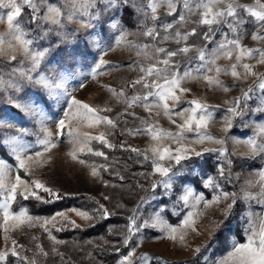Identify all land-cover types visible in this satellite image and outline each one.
I'll return each instance as SVG.
<instances>
[{
	"label": "snow or ice",
	"instance_id": "obj_1",
	"mask_svg": "<svg viewBox=\"0 0 264 264\" xmlns=\"http://www.w3.org/2000/svg\"><path fill=\"white\" fill-rule=\"evenodd\" d=\"M129 23L134 27H129ZM0 25H5V30L0 32V94L7 97L8 104L34 120L43 133V138L36 142L41 150L33 155L27 153L36 145L20 140L21 135L30 134L28 128H19L18 135L0 139V147L10 151L15 160L13 169L4 156H0V213L5 241L4 248L0 249V264H7L9 256L19 264H44V260L38 258L49 256V251L40 244L35 250L18 244L9 236L11 231L24 226L42 228L53 242L51 252L63 260L65 254L57 246L66 241L57 239L53 230L80 227L64 211L51 217H38L31 215L26 208L12 210L18 197L43 203L62 199L59 192L41 180L22 179L19 174L22 169L29 176L34 175L33 163L42 166L38 158L58 147L48 124L56 116L54 109L57 105L62 116L53 122L58 129L57 135L66 136L72 145L67 155L80 164H86L79 157L82 153H91L107 161L104 151L92 149L93 141L108 149L119 147L131 151L141 158L137 163L151 166L150 172L136 175L149 180V189L153 191L161 187L171 191L175 178L182 175L188 161L194 157L203 158L205 153H218L216 175L203 179V186L213 193L212 199H206L191 187H185L179 197L178 203L197 209L187 214L183 227L195 223L193 216L201 214L198 211L200 205L205 208L223 205L221 218L213 221L214 228H227L231 218L238 216L246 221L245 242L234 243L232 250L222 258L212 260L204 256L205 264H264V210L252 211L254 204L264 209V167L250 173L253 178L246 179L239 191H227L224 187L239 179V174L233 173L236 152L229 151V140L235 146H243L245 151L240 153L241 157L264 160V72L257 70L264 66V0H252L251 3L242 0H0ZM113 37L114 43L101 47L102 40H112ZM248 37L259 46L245 44ZM90 42L101 47L103 56L116 50H128L136 57L127 65L128 71L138 74L134 79L126 81L119 89L105 86L113 98L124 105L115 117L101 115L102 112H112L111 107H92L75 98L73 92L76 89L69 90V67L74 68L75 63L66 67L62 62H55L58 67H53L54 59H50L54 52H65L73 60L77 55L87 56L91 54L88 50ZM169 44L176 47L169 48ZM222 60L227 63L221 64ZM108 64L101 57L91 72L92 78L95 79L98 71ZM112 68L119 70L121 65H112ZM222 76L231 77L233 84H226ZM249 80L252 83L249 84ZM193 82H202L209 90L225 94L239 87L240 94L224 100L223 105H210L195 96L187 100L185 94L190 93L191 88L185 85ZM136 108L142 109L146 116L138 115ZM221 109L220 131L225 135L214 136L210 126L216 123V112ZM258 113L260 122L252 119ZM246 116L249 119L246 120ZM160 117L175 125L176 131L163 128ZM136 121L138 126L129 127ZM237 121L244 128H251L252 135L246 133L245 139L228 137L227 133L237 126ZM0 126L11 128L13 125L6 117H0ZM82 127L102 130L93 135L81 131ZM117 134L147 136L150 143L143 149L128 144L127 140L117 145L109 140L110 136ZM205 144L219 147H200L198 150L197 146ZM111 167L107 163L92 165L90 174L102 179L100 170L108 171ZM13 170L16 172L14 180L11 179ZM115 175L121 181L125 179L119 171ZM157 176L158 179H152ZM104 183L105 186H118L108 181ZM136 187L149 190L140 183ZM40 192L46 193L49 199ZM104 199L110 197L104 196ZM144 202L145 198H141L132 210L133 214L127 218L126 231L121 233L123 245L127 246L142 227L158 228L167 233L168 239L176 240L179 229L165 222L158 213L151 224L147 220L137 223ZM97 204L92 213L78 209L70 211L85 221L109 219L114 215L105 205L98 201ZM116 207L123 205L117 204ZM213 235L210 231L209 238ZM179 239L183 241L184 235L181 234ZM104 243L110 242L105 240ZM208 250L206 244L203 248L196 247L194 252L199 256ZM115 251L119 253L120 248L115 247ZM134 257L135 247L122 255L117 264H134ZM138 259L148 264L152 257L142 253Z\"/></svg>",
	"mask_w": 264,
	"mask_h": 264
},
{
	"label": "rangeland",
	"instance_id": "obj_2",
	"mask_svg": "<svg viewBox=\"0 0 264 264\" xmlns=\"http://www.w3.org/2000/svg\"><path fill=\"white\" fill-rule=\"evenodd\" d=\"M242 2L251 3L252 0H242ZM128 26L134 27L131 23H129ZM4 30L5 25H0V32ZM110 43H114V37L112 40H102L101 47L106 48ZM244 43L251 47L259 46L255 41H252L250 37L246 38ZM167 46L169 48L176 47L174 44H169ZM101 47H96L90 42L88 50L91 54L87 56L77 55L73 60V58L68 57L65 52H54L50 59H54L53 67H58L55 62H62L66 67L75 63L74 68L69 67V71L71 72V78L67 83L69 90L71 91L72 89H76L75 92H73L75 98L83 103L89 104L92 107H111L113 109L112 112H102L101 115L115 117L118 112L122 111L124 105L118 103L113 98L112 93L108 90V87L105 86L119 89L124 86L126 81L134 79L138 74L136 72L128 71L127 65L132 63L136 57L133 52L128 50H116L109 52L107 56H103ZM209 47H211V45H209ZM83 50V45H81V51ZM69 51H71V49H69ZM101 57L108 61L109 64L100 69L96 78L93 79L91 72ZM220 63L224 64L227 62L222 60ZM112 65H121V68L116 70L112 68ZM257 70L264 72V66H260ZM221 79L228 85L233 84V80L229 76H222ZM248 83L250 84L252 81L249 80ZM81 84L83 87H80ZM185 86L191 88V92L185 94V98L187 100H191L195 96L206 100L210 105H223L224 100L240 94L239 87L234 88L231 92L225 94L221 91L209 90L207 85L202 82H193L186 84ZM244 86L246 87L247 85ZM128 94H132L131 89L128 90ZM185 106L186 105H181L180 107ZM54 111L56 112V116L52 117L48 124L53 133L54 142H58V147L52 149L50 153H46L44 157L38 158L42 161V166H37L33 163L32 166L35 169L34 175L29 176L24 172L25 177L21 178L27 180L39 179L44 182L46 186L51 187L62 195L67 193L71 196L89 195L95 197L101 204L109 208L110 212L114 213L112 216H121L124 220L108 225L109 233L117 236L118 238H107L103 235H98L75 240L70 237L58 236L54 233L55 230H53V235H55L57 239L66 241L65 244L57 246L59 250L65 254L63 260L51 252L53 242L49 240L47 233H45L42 228L24 226L16 229L15 231H11L9 233L11 239H15L18 244L25 245L27 249L35 250V246L40 244L46 251H49V256L47 258H38V260L43 259L44 264H108L99 259L93 249H97L99 251H115V247H119L120 250L127 248L113 263L117 264L122 255H126L128 251L135 247L136 257L133 258L134 264H143V262L138 259L142 253H148L152 257L148 264H205V260L203 259L204 256H208L212 260L222 258L232 250L234 243L245 242L244 227L246 221H242L238 216L234 215L231 218V222L228 224L227 228L220 230L214 228L213 221L221 218L220 208H222L223 205L208 208H205L204 205H200L198 211L201 214L193 216L195 223L190 227H183V221L187 218V214L189 212H196L197 209H194L191 205L185 206L182 202L178 203L179 197L182 195L185 187H191L195 192L202 193L206 199H212L213 193L210 189L203 186V179L209 175H216V168L219 163L218 153H205L203 158L194 157L192 160L188 161L182 175L175 178L171 191L165 190L162 187L153 191L149 189V180L136 175L137 173L150 172L151 168L146 170H137L122 159H119L114 163H109V161H105L103 157H97L91 153L79 154L80 159L85 160L86 164H80L79 162L74 161L69 155H67L72 145L68 143L66 136L57 135L58 129L56 124L53 122L62 116L59 105L56 106ZM135 111L140 116H146V113L140 108H136ZM177 111H179V108H177ZM222 113L223 109L216 112V123L210 126V132L214 136L225 135L220 131L222 125L219 121ZM259 116L260 114L258 113L255 116H252V119L257 120V117ZM0 117H6L13 125L11 128L0 126L1 139L18 135L19 128H28L30 130V134L21 135L20 140L25 144L36 146L30 148L27 154L33 155L36 151L41 150L40 146L36 143L38 139L43 138V133L40 132L39 125L20 110L16 109L13 105L8 104L7 97L3 94H0ZM127 119L130 121L133 120L132 117H127ZM245 119L247 120L249 117L246 116ZM257 122L260 121L257 120ZM138 123V121L130 123L129 127L138 126ZM159 123L165 129L176 131L175 125H172L164 117L159 118ZM236 124L237 126H234L227 133L228 137L245 139L246 133L248 136L252 135L251 128H244L240 125L239 121H237ZM100 130H102V128H81V131L91 132L93 135L98 134ZM116 137L117 135L110 136L109 140L115 143ZM124 140H127L128 144L140 149L145 148L150 143V138L147 136H122V140L119 144ZM95 142L96 141H93L90 145L92 149L94 151H103L101 146L94 144ZM103 147L105 146L103 145ZM197 147L199 150L200 147L216 148L219 146L214 144H205ZM227 147L229 151L235 150L236 152V155L233 157L234 163L232 165V169L234 174H239V179L235 180L234 184H227L224 185V187L227 191H239L240 187L245 184L246 179L253 178L250 176V173L260 167H264V160L260 158L248 159L246 157H241L240 153L245 151V149L243 146L233 145L231 140L228 141ZM8 154L14 159V156L10 151H8ZM8 163L11 164L10 162ZM106 163L111 164L112 167L109 168L108 171H103L102 169L100 170L102 179L93 177L90 174L92 165L99 166ZM11 165L13 166V169H15V165ZM116 171H119L120 174L125 177L123 181L117 178L115 175ZM15 175L16 172L13 170L11 173L12 180H14ZM184 176H187L190 179H196L203 190L200 187H196L193 182H190V180L180 181L181 177ZM158 178V176L152 177V179ZM105 181L118 186H105ZM137 183L143 184L144 189L149 190H141L136 187ZM253 191H255V189H253ZM41 193L43 192H40V194ZM41 196H43V194ZM104 196H109L110 199L105 200ZM153 197L155 198L153 199ZM45 198H48L46 193ZM141 198H145V202L140 209V216L137 223L142 224L145 220H147L149 224H151L153 217L158 213L163 217L165 222L179 229L176 234V240L168 239L167 233H162L158 228L142 227L141 231L137 233L131 241H129L127 246L123 245V236L121 233L126 231L125 226L128 223L127 218L133 214L132 210L140 203ZM117 204L123 205V207L117 208ZM71 209L82 210L80 208H67L61 211L66 212L71 219L75 220L76 223L80 225V227H86L95 222L81 219L76 216L74 212L70 211ZM262 210L264 209H262L259 205L254 204L252 207L253 212H260ZM169 215L173 217V220ZM33 216L51 217L52 215ZM2 224L3 217L2 213H0V249H3L5 245ZM57 226L59 227V224ZM72 228L73 227L71 226L65 227V229ZM210 231L214 233L211 239L209 238ZM181 234L184 235L183 241L179 239ZM33 237H37L38 239H33ZM105 240L110 243L105 244ZM8 244H11V240L8 241ZM206 244L209 246V250L207 252H202L201 255L198 256L194 252V249L196 247L203 248ZM26 254L31 256L32 252H27ZM7 264H9L8 261ZM14 264H19V262L15 259Z\"/></svg>",
	"mask_w": 264,
	"mask_h": 264
},
{
	"label": "trees",
	"instance_id": "obj_3",
	"mask_svg": "<svg viewBox=\"0 0 264 264\" xmlns=\"http://www.w3.org/2000/svg\"><path fill=\"white\" fill-rule=\"evenodd\" d=\"M1 139V138H0ZM122 140V136L117 134V137L115 139V143L119 145V142ZM97 146H101L105 154L107 153L108 161L109 163H114L115 161L122 159L129 163L134 169L137 170H146L151 168V166L148 163H137L136 161L138 159H141L136 156L135 153H132L131 151H125L117 147L116 149H108L107 147H103V145L99 143ZM0 154L1 156H4V158L10 162L11 164L15 165V160L8 154V152L5 151L3 147H0ZM19 174L21 177H25V173L23 170H20ZM189 177L184 176L181 177L180 181H188L193 182V184L196 187H202L199 185V182L196 179H188ZM203 190V189H202ZM44 196L45 193H41L40 195ZM62 199L57 200L53 203H43L41 201H37L35 199H28L23 200L22 198L18 197L17 201L13 204L12 208L14 211H17L19 208L23 207L28 210L30 214L33 215H48L51 216L55 214L56 212H59L61 210L67 209V208H80L82 210L88 211L89 213H92L94 209L98 207L97 201L100 203V201L92 196L87 195H62ZM46 199V198H45ZM49 199V197L47 198ZM170 218L173 220V217L169 215ZM123 217L121 216H112L109 219L104 220H97L93 224L95 226H86V227H79V228H72V229H65L63 231H54L55 234L61 237H70L75 240H80L87 237H93L98 235H103L107 238H118L117 236H114L113 234L109 233L108 231V225L112 223H118L120 221H123ZM240 240V239H239ZM127 248L121 249L119 253L111 250H103L99 251L97 249H93L94 253L98 256L99 259L102 261L113 264L119 255L122 254ZM9 264H14L15 258L9 256L8 259Z\"/></svg>",
	"mask_w": 264,
	"mask_h": 264
}]
</instances>
